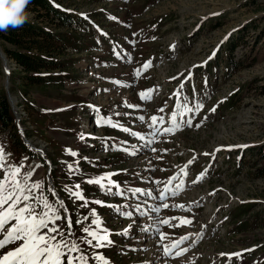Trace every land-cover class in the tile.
<instances>
[{"label":"rangeland","instance_id":"rangeland-1","mask_svg":"<svg viewBox=\"0 0 264 264\" xmlns=\"http://www.w3.org/2000/svg\"><path fill=\"white\" fill-rule=\"evenodd\" d=\"M62 3L88 31H68L51 83L27 85L0 47L5 168L63 206L65 238L68 219L77 236L100 221L111 243H81L88 264H264V0Z\"/></svg>","mask_w":264,"mask_h":264},{"label":"snow or ice","instance_id":"snow-or-ice-1","mask_svg":"<svg viewBox=\"0 0 264 264\" xmlns=\"http://www.w3.org/2000/svg\"><path fill=\"white\" fill-rule=\"evenodd\" d=\"M149 66L145 65V68ZM140 95L141 98H148L144 93ZM196 108L200 109L202 105L197 104ZM185 111L190 112L192 109L186 108ZM212 111H215V108ZM175 119L176 114L173 113V120ZM187 123L192 126L191 121ZM68 151L71 155H76L71 150ZM5 164L6 154L0 147V173H2L0 175V250L13 245L11 250L0 255V264H88L89 258L81 248V243L90 248L104 247L111 243L107 239L108 233L104 231L101 234L98 230L100 226L98 219L91 220V224L96 225L95 229L91 226L82 228L81 231L86 234L85 236H77L72 231V221L68 219V238H65L63 228L56 224L57 220L63 218L60 214V208L63 206L56 202L50 203L48 199L38 194L43 190V186L38 180L32 179L34 173L26 174L21 179L19 166L9 165L5 168ZM104 179L108 178L89 180L88 183H97L103 187ZM75 187L78 188L79 185ZM75 195L83 199L80 193ZM124 215L131 217L132 214L124 213ZM92 216H96L95 212ZM77 223L81 222L77 221ZM93 240L96 241L95 244L92 243ZM92 259L99 264H109V261L100 254H96Z\"/></svg>","mask_w":264,"mask_h":264},{"label":"trees","instance_id":"trees-1","mask_svg":"<svg viewBox=\"0 0 264 264\" xmlns=\"http://www.w3.org/2000/svg\"><path fill=\"white\" fill-rule=\"evenodd\" d=\"M62 4V0H55V3L51 0H31L26 9L31 15L27 22L22 27H10L7 32H0L2 51L20 68L27 85L51 83L55 77L42 74L41 70L49 73L60 68L64 64L63 59H68L69 54L65 50L76 47L68 31H88L87 21L61 8ZM260 35L264 39V32ZM0 126L3 129L13 126L5 96L0 97Z\"/></svg>","mask_w":264,"mask_h":264},{"label":"clouds","instance_id":"clouds-1","mask_svg":"<svg viewBox=\"0 0 264 264\" xmlns=\"http://www.w3.org/2000/svg\"><path fill=\"white\" fill-rule=\"evenodd\" d=\"M31 0H0V32L22 27L28 20L27 6Z\"/></svg>","mask_w":264,"mask_h":264},{"label":"water","instance_id":"water-1","mask_svg":"<svg viewBox=\"0 0 264 264\" xmlns=\"http://www.w3.org/2000/svg\"><path fill=\"white\" fill-rule=\"evenodd\" d=\"M0 58H1V60L5 61L4 54L1 50H0Z\"/></svg>","mask_w":264,"mask_h":264},{"label":"crops","instance_id":"crops-1","mask_svg":"<svg viewBox=\"0 0 264 264\" xmlns=\"http://www.w3.org/2000/svg\"><path fill=\"white\" fill-rule=\"evenodd\" d=\"M45 86H46V87H45ZM45 86H43V88L47 89V88H48V85H45Z\"/></svg>","mask_w":264,"mask_h":264},{"label":"bare ground","instance_id":"bare-ground-1","mask_svg":"<svg viewBox=\"0 0 264 264\" xmlns=\"http://www.w3.org/2000/svg\"><path fill=\"white\" fill-rule=\"evenodd\" d=\"M4 84H6L5 81H4ZM12 100H13V99H12ZM12 104H13V103H12ZM28 122H29V121H28Z\"/></svg>","mask_w":264,"mask_h":264}]
</instances>
